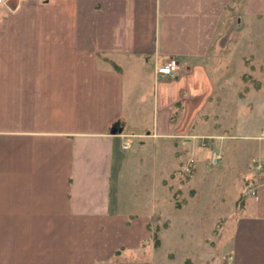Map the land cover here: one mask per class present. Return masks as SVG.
<instances>
[{
  "label": "crops",
  "instance_id": "1",
  "mask_svg": "<svg viewBox=\"0 0 264 264\" xmlns=\"http://www.w3.org/2000/svg\"><path fill=\"white\" fill-rule=\"evenodd\" d=\"M233 20L264 61V0L0 6V264H160L123 258L152 242L138 155L147 140L186 138L213 105L223 66L214 72L210 60ZM172 59L179 70L159 74ZM262 92L260 106L238 117L237 140H255L264 159ZM259 191L257 211L235 218L228 253L210 263L264 264V184ZM168 245L152 253L176 264Z\"/></svg>",
  "mask_w": 264,
  "mask_h": 264
},
{
  "label": "rangeland",
  "instance_id": "2",
  "mask_svg": "<svg viewBox=\"0 0 264 264\" xmlns=\"http://www.w3.org/2000/svg\"><path fill=\"white\" fill-rule=\"evenodd\" d=\"M238 25V21H231L224 30V40L215 47L210 68L215 72L219 64L220 68L223 66V74L215 76L217 94L213 105L196 121L192 133L186 138L144 142L138 159L147 169L144 175L148 182L138 188L137 194L152 198V242L140 253L129 251L128 259L123 257L125 260L152 262L154 256L157 263L164 264L167 261L164 253L156 256L152 250L162 245L165 251L169 243L168 246L178 250L172 252L175 257L171 261L176 264H188L192 256L195 264H213L210 262L222 260L228 253L235 218L250 212L251 207L252 212L257 211L254 202L259 200V190L264 184V170L258 166L260 163L264 166V159L258 153L255 140L237 138L238 133H245V123L238 117H248L260 106L264 61L258 52L259 46L251 44L249 47L243 41L245 32L236 28ZM235 34L239 38L231 41L237 44L236 48L229 42ZM148 117L149 114L146 119ZM256 124L248 126L253 128ZM134 145L136 142L132 139L131 147ZM213 149L223 155L217 165L211 163ZM126 191L135 189L129 187ZM167 221H172L173 225L169 241L162 236ZM190 248L199 253L191 255Z\"/></svg>",
  "mask_w": 264,
  "mask_h": 264
},
{
  "label": "built area",
  "instance_id": "3",
  "mask_svg": "<svg viewBox=\"0 0 264 264\" xmlns=\"http://www.w3.org/2000/svg\"><path fill=\"white\" fill-rule=\"evenodd\" d=\"M8 1L9 0H0V6L5 5ZM179 68L180 66L178 61L176 59H172L170 61L165 62L163 65L159 66L158 73L163 76L173 75L177 70H179ZM206 143H207L206 140H204L203 145H205ZM130 144H131L130 141H126L123 144V147L127 149L130 147ZM222 159H223L222 153H220L216 149H213L211 154V163L217 165L219 162H221ZM258 168L264 170V166L261 163L259 164Z\"/></svg>",
  "mask_w": 264,
  "mask_h": 264
},
{
  "label": "water",
  "instance_id": "4",
  "mask_svg": "<svg viewBox=\"0 0 264 264\" xmlns=\"http://www.w3.org/2000/svg\"><path fill=\"white\" fill-rule=\"evenodd\" d=\"M99 264H116V263H99ZM120 264H138V263H120ZM144 264V263H139Z\"/></svg>",
  "mask_w": 264,
  "mask_h": 264
}]
</instances>
